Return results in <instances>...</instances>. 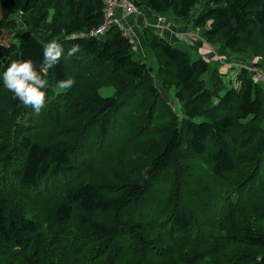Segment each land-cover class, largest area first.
<instances>
[{"label":"trees","instance_id":"trees-1","mask_svg":"<svg viewBox=\"0 0 264 264\" xmlns=\"http://www.w3.org/2000/svg\"><path fill=\"white\" fill-rule=\"evenodd\" d=\"M133 1L264 68V0ZM0 6V264H264L263 83L151 29L143 59L117 27L91 36L105 0ZM13 60L49 82L39 115L4 86Z\"/></svg>","mask_w":264,"mask_h":264},{"label":"clouds","instance_id":"clouds-1","mask_svg":"<svg viewBox=\"0 0 264 264\" xmlns=\"http://www.w3.org/2000/svg\"><path fill=\"white\" fill-rule=\"evenodd\" d=\"M78 46L72 47L67 55L74 56L79 51ZM62 46L55 40L44 44L43 68L46 71L56 65L63 55ZM4 86L13 93L24 107H31L36 115L45 107L49 82L43 79L31 60H13L3 73ZM75 80L68 78L56 85L57 94L74 86Z\"/></svg>","mask_w":264,"mask_h":264},{"label":"crops","instance_id":"crops-1","mask_svg":"<svg viewBox=\"0 0 264 264\" xmlns=\"http://www.w3.org/2000/svg\"><path fill=\"white\" fill-rule=\"evenodd\" d=\"M140 11H141L140 14L131 15L127 18H124L122 21L125 29L129 32V37L133 41L134 51L140 53V59L145 58L146 55L145 40L143 37V31L145 29H151L153 31H156L173 45L178 43H184L187 46L189 45L193 50L198 51L199 54L208 52L207 46L210 45L200 36L199 30L190 29L191 26L174 27L176 26L175 22H171L169 24L167 17H165L167 21L164 22L166 27L161 29L158 27V24L160 17L164 19V16H159L146 7H141ZM117 15L121 18L122 16L121 11H118ZM187 32H191V34L187 36ZM220 51L222 54H226L227 56L226 58L223 59L230 60V54L226 51L225 48L220 47ZM209 54H211L210 50L207 56ZM230 61L233 62L232 60ZM236 77L237 74L235 78Z\"/></svg>","mask_w":264,"mask_h":264},{"label":"rangeland","instance_id":"rangeland-1","mask_svg":"<svg viewBox=\"0 0 264 264\" xmlns=\"http://www.w3.org/2000/svg\"><path fill=\"white\" fill-rule=\"evenodd\" d=\"M201 9H202V6L200 4L197 5L194 8V10H193V12L191 14V19H193L198 14V12ZM3 16L5 17V13H4V11L2 10V8L0 6V18L3 17ZM165 17L168 18L169 24L171 22H175L176 26L173 25L174 27H180V26H189L190 27L191 26V25H188L186 23H180V22L175 21L172 16H164V19L162 17H160L159 24H158V27L161 28V29L166 27L164 22H166L167 19ZM190 29H193V28L191 27ZM197 30H199V29H197ZM199 32H200V30H199ZM189 34H191V32H187V36H189ZM200 36H201V33H200ZM209 45L210 46H207V48H208V52L207 53L199 54L198 51L193 50L189 45L187 46L184 43L175 44V46H177L181 50L187 52L190 55L192 60L205 59V60H209L212 64H217V66L219 67L220 71L224 75H226L225 79L227 81H231L232 80V84L233 85H235V82H236L235 76H236L237 72L242 67L246 68L248 70V72L251 73L252 77L256 76V75L254 76L255 73L264 75V68L263 69L262 68L261 69L260 68H256V65H255L256 60L255 59H252L251 57H247V56H240V55H237V54H234V53L230 52V60L233 61V62H231L228 59H223V58H226L227 56H226V54H222L221 53L220 46H214V45H211V44H209ZM209 50H210L211 54H209L207 56V54L209 53ZM136 55L140 59V53L136 52ZM210 55H212V56H210ZM228 67H230V68H228ZM100 94L103 97L112 96L114 94V89H112V88H103V89L100 90ZM164 94L168 95L166 91L164 92ZM174 94H175L174 90L170 91V96H169L168 99H169L170 103L172 104V106L175 108V110L177 112H180V104L176 100Z\"/></svg>","mask_w":264,"mask_h":264},{"label":"built area","instance_id":"built-area-1","mask_svg":"<svg viewBox=\"0 0 264 264\" xmlns=\"http://www.w3.org/2000/svg\"><path fill=\"white\" fill-rule=\"evenodd\" d=\"M121 11V18L117 15V12ZM140 8L136 6L133 0H105V19L103 25L93 31L91 36L101 37L111 27H117L123 32L125 36H129V32L123 25V19L131 15L140 14ZM255 73L253 79L258 83L264 84V75Z\"/></svg>","mask_w":264,"mask_h":264},{"label":"bare ground","instance_id":"bare-ground-1","mask_svg":"<svg viewBox=\"0 0 264 264\" xmlns=\"http://www.w3.org/2000/svg\"><path fill=\"white\" fill-rule=\"evenodd\" d=\"M138 15V14H137Z\"/></svg>","mask_w":264,"mask_h":264}]
</instances>
